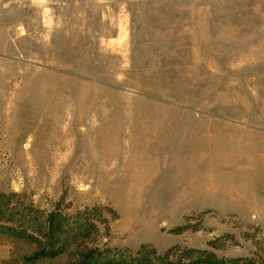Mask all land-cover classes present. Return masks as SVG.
I'll return each instance as SVG.
<instances>
[{
  "label": "rangeland",
  "instance_id": "obj_1",
  "mask_svg": "<svg viewBox=\"0 0 264 264\" xmlns=\"http://www.w3.org/2000/svg\"><path fill=\"white\" fill-rule=\"evenodd\" d=\"M0 264H264V0H0Z\"/></svg>",
  "mask_w": 264,
  "mask_h": 264
}]
</instances>
